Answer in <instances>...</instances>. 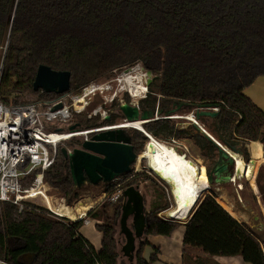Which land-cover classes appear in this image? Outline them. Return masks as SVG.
Masks as SVG:
<instances>
[{"label": "trees", "instance_id": "1", "mask_svg": "<svg viewBox=\"0 0 264 264\" xmlns=\"http://www.w3.org/2000/svg\"><path fill=\"white\" fill-rule=\"evenodd\" d=\"M136 62L155 75L139 100L141 108L163 114L177 105L217 107L214 117L200 116L198 121L222 145L236 146L246 139L253 141L246 142L251 152L257 141L264 142V111L243 92L264 75V0H0V98L6 104L29 103L25 95L53 101ZM40 64L69 71V90L62 94L33 91ZM118 105L114 101L111 109ZM116 118L111 113L103 123L112 125ZM97 120L83 116L78 124L97 125ZM144 129L160 139L190 135L208 160L207 169L216 162L218 147L193 124L180 128L173 119L162 118L144 124ZM130 137L136 154L141 153L146 137L136 129ZM78 144L76 139L66 147ZM242 158L248 160L246 154ZM140 174L128 183H137ZM44 181L67 204L85 184L91 185L89 181L79 187L74 184L60 148L44 172ZM262 181L258 187L264 206V176ZM150 182L145 235L133 264H152L158 258L156 246L148 257L143 255L150 244L146 236H169L180 224L184 260L192 259L196 251L209 257L238 255L246 263L264 264V239L225 210L216 201L218 195L216 199L212 191L204 195L185 223L165 220L158 216L169 205L165 191L153 179ZM104 186L107 190L110 183ZM31 206L18 212L14 204L0 203V259L9 264H130L119 259L117 249L120 206L111 221L102 220L98 205L88 211L89 218L99 221L95 223L101 233L98 250L79 233L81 221L57 219L44 207ZM24 253L29 255L26 261L21 259ZM194 258L203 261L197 254Z\"/></svg>", "mask_w": 264, "mask_h": 264}, {"label": "built area", "instance_id": "2", "mask_svg": "<svg viewBox=\"0 0 264 264\" xmlns=\"http://www.w3.org/2000/svg\"><path fill=\"white\" fill-rule=\"evenodd\" d=\"M102 87V84H97L93 81L84 86L77 93H65L56 100L46 102H42L37 98L25 104H6L0 98V203H12L17 207L18 212L27 208H33L31 204H34L44 207L48 214L54 218L65 219L71 222L81 221L84 225L90 224L91 218L87 215L90 210L89 207L85 209L79 208L80 217L78 219H73L70 214L78 212L77 206L67 204L62 197H60L61 200L57 204L50 202V198L45 190L44 172L55 162L60 143L73 139L82 142L88 140L90 134L93 132L114 128L117 127L118 124L88 129H83L80 126V128L77 129L61 131L58 129H51L45 122H50L54 119L66 121L70 120L74 114L82 113L90 104V96L96 91H99ZM79 94H86L85 97L87 99L85 101L86 106L82 111L76 110L73 107L74 97ZM65 98H68V104H65ZM58 102H61L62 106L53 110V105ZM39 105H42L45 110L39 111ZM209 107L211 110H218L217 107ZM195 108H193V110H195ZM98 110H93L92 114L95 116ZM193 110L191 112H193ZM91 116L92 115H88L89 118ZM42 117L45 122L42 120ZM65 136L67 137L65 138ZM168 141V143L166 142L167 144L179 149V143L174 136H170ZM145 147L146 144L141 153L137 154L138 163L141 162L140 157L144 154ZM72 149L73 147H67L69 152L72 151ZM185 149L186 148L183 147V150H179L186 155ZM205 169L207 174V166H205ZM152 171H148V174L151 176ZM138 172V169H132L129 176H122L120 180L122 181V178H125V180L131 179L132 176ZM153 172L158 175L155 171ZM29 178V183L25 184L24 181ZM117 179L113 180L111 184ZM162 186L166 198L170 202V208L160 211L158 216L165 220H172L170 216H167V213L174 207V204L171 203L173 200V191L171 186L165 181ZM125 187L126 186H123L121 182L110 186L102 195L101 200L105 199L109 202H118ZM0 264L9 263L0 259Z\"/></svg>", "mask_w": 264, "mask_h": 264}, {"label": "water", "instance_id": "3", "mask_svg": "<svg viewBox=\"0 0 264 264\" xmlns=\"http://www.w3.org/2000/svg\"><path fill=\"white\" fill-rule=\"evenodd\" d=\"M129 69L126 68L124 71ZM146 72L149 76L151 75L150 70ZM151 79L147 80L146 85L149 84ZM69 81V71H57L47 65L40 64L35 72L32 90L62 94L69 90ZM61 106L62 103L58 102L53 105L52 109L55 110ZM117 108L118 114L122 116V121H140L143 128L144 124L157 119H187L184 115L176 114L181 105L172 107L163 114L158 109L141 108L138 101L123 102ZM216 113L217 111L211 110L209 106H197L192 112L195 120L187 119L218 147L216 162L207 172V180L213 185V188L207 189L208 191L213 190L217 185L234 182L231 181L233 178L237 180L243 175V172L237 169L235 160V157L241 152L240 149L236 146L226 147L222 145L210 136L198 121L200 116L214 117ZM106 119L108 120L109 116ZM77 128H80V125L75 123L69 130ZM129 128L132 127L118 124L114 128L93 132L88 140L80 142L70 152L66 146L60 148V152L69 162L70 175L76 186L79 187L87 181L94 185L99 182L111 183L113 180L121 178L132 171L138 156L134 150L131 137L126 132ZM136 130L142 132L146 138H149L144 130ZM118 202L120 203L119 233L124 237L121 251L130 264H133L137 244L143 241L146 229L145 202L139 185L131 184L126 186ZM171 218L172 220H177L174 217ZM129 220L132 227L129 226ZM182 222L185 223L186 220Z\"/></svg>", "mask_w": 264, "mask_h": 264}, {"label": "rangeland", "instance_id": "4", "mask_svg": "<svg viewBox=\"0 0 264 264\" xmlns=\"http://www.w3.org/2000/svg\"><path fill=\"white\" fill-rule=\"evenodd\" d=\"M135 66H139L141 68V70L143 71V73H145V81L146 82L149 78H152L149 83H152L155 80V75L153 73H151V75L149 76L146 72L147 69L142 65V63L136 62V63L132 64L131 66L122 67L121 69L116 70L114 72V74L111 76L102 77L99 80L94 81L97 84H102L103 87L99 91H96L94 94H92L90 96V104L85 108V110L82 113L74 114L70 120H66V121L54 119L50 122H47V121L45 122L43 117H42V120L51 129H58L61 131H66L73 124L78 123L79 120H81L83 116L88 117V115H92L91 118L98 117V120L96 122L97 125L87 126L90 124L85 123L84 126H81L83 129L84 128L88 129V128H92V127L107 126L108 124L103 123V120H106V117H108V116L110 119V115L114 110V109H111V104L114 101H118L119 104H121L123 102H128V101H133V102L138 101L139 102V100L143 96H146L147 92L149 91V87H148L149 84H148L146 86L147 91L145 92V94L142 97L133 98L128 91L121 88L120 83L117 80L119 75L126 68H133ZM127 97H128V100H127ZM37 98H38V95H25L24 96V100H26V101H34ZM64 102H65V104H68V102H69L68 98H65ZM193 108H195V107L191 108L190 106H182L181 108H179V110L176 112V114L184 115L186 113H191ZM38 110L43 111V110H45V108L42 105H39ZM93 110H98V112L96 113L95 116L92 114ZM115 110L118 111V108ZM117 116H118V118H116V120H115V122H113V124H120L121 122H123L122 116L120 114H117ZM173 120L176 121V126L180 127V128L188 127L189 125L192 124L187 119H173ZM210 121H211V119L208 118L207 123H209ZM126 131L129 135L133 133L132 128H129ZM155 138H157V137H155ZM175 138L179 143L178 148L182 149V150H183V147L186 148L185 152H186L187 158L189 160H191L192 162H194L196 165H198V168L199 167L202 168L203 175L200 176V178L198 179V187L196 189L201 194L206 192L207 188L205 187V174H206L205 173V166H208V163H209L208 160L205 159L201 155V152L199 151L198 147L194 144V141L190 135L189 136H179V137H175ZM157 139H159L163 142H167V143L169 142L168 138L167 139L157 138ZM70 141L76 142V139L75 140L73 139ZM147 141H148V138H146L144 145L147 143ZM68 142L69 141L60 143L59 148H61L62 146H66L68 144ZM236 146L237 147L241 146V149L243 147V145H241V143L236 145ZM240 167L241 168H239V170L243 171V169L245 167V163L241 164ZM135 168L138 169V171H139L138 173H141V174L138 177H136L137 183H134L133 185H135V184L139 185L140 192L143 194L144 199H145V209L148 210L150 207V202L152 200V193H151L152 184H151L150 180L153 179V181L158 183L161 187H163L162 184H164V181L161 180L158 175H156L152 170L149 169L148 164L144 160L143 161L141 160L140 163H138V161H136L134 163L132 169H135ZM148 171H152V176L148 174ZM142 173H144L145 175ZM261 175L258 176V184H260V180L262 179ZM245 176H246V174H245ZM147 177H149L150 179ZM246 177L245 178L241 177L240 180L237 181V184H238L237 186H239V184H240L239 187H237L235 185V180H234V182L220 185L219 188H220V190H222L226 193L228 198H230V199L234 198L237 201L239 208L246 210V211L249 210V211H252L253 213H255L257 211V200L255 197V194L252 192L253 189L251 190L252 185L249 183L250 180H249V182L246 181V180H248ZM251 179H253V177ZM120 182H121V180L119 178L115 182L110 184V186L117 184V183H120ZM236 189L239 191L240 197H238ZM45 190H46V193L48 194V196L50 198L51 203L57 204L60 202L61 198L59 197L60 195L58 194V192L56 190L49 188L48 186L45 187ZM106 191H107L106 186H104L103 182H99L98 184H95V185L94 184H91V185L85 184L83 186V188L81 189L79 196L72 201L71 205L77 206V210H78L79 209L78 204H82V206H84V207H82L81 209H83L87 206L90 207V206L94 205L96 202L98 204H95L94 206L98 205L99 209L103 211V219L102 220L111 221L112 217H113V213H114L116 207L120 206V203L119 202H109L108 200H105V199L101 200L102 195ZM211 191L212 190H210L209 192H211ZM213 192H214L215 197L217 196V193H219V191H217L216 189ZM206 194H208V193H205L204 195H206ZM218 196H220V194ZM221 197H222V199L219 198V200H220L219 202H221L222 204H224L225 202L230 203L229 200H227V198L225 196L221 195ZM189 199H191V197H188V200ZM239 199H241V201ZM188 200H186V202L183 205H181L180 207H177L176 205H174V207L171 208L169 210V212L167 213V216L174 217L175 219H177V216L180 217L179 220L177 219L176 221H180L181 219H185L186 216L191 212L192 207H193L192 204H190V200L189 201ZM171 203L174 204V201L172 200ZM168 204H169L168 208H170V202L169 201H168ZM188 206H190V208L187 212H185L187 210L186 208ZM79 213H80V211L78 210V212H74V214H70V213L69 214L77 216L79 218L80 217ZM119 213H120V209H119ZM118 219H119V215L116 218V234H115L116 239H117V249H118L120 256H121L119 259H122L128 263L129 261L127 260L126 257L123 256V253L121 251V246L124 243V237L122 234L119 233ZM98 222L99 221H97V220L91 219V222L89 225L82 224L80 229H79V233L84 238H86L93 245V247L95 249L99 246L100 238H101L100 232L95 228V223H98ZM128 223H129V226L132 227L130 220L128 221ZM183 229L184 228L182 226H177L173 230V234L171 235L172 236L171 238H166V237H170V236H164V235H159L158 237L160 238L161 241L164 242L163 244L165 247V244L169 241V239H172L173 237L175 238L178 233H182ZM153 236L154 235H149V238L153 237ZM151 252H152L151 246L150 247L149 246L144 247V250H143L144 256L147 257ZM170 253L171 254L174 253V245L173 244L171 245ZM168 254H169V252H167V255ZM176 254L181 255V250L179 253L176 252ZM168 257L169 256H166L165 252H164L162 257L160 256V259H162L164 262H166V260H170V259H168ZM178 259H179V257H178ZM202 259L206 260V258H202ZM175 263H177V264H196L197 262H193L189 256H186L185 260L180 259V261H177V262L175 261ZM201 264H203V263H201Z\"/></svg>", "mask_w": 264, "mask_h": 264}, {"label": "crops", "instance_id": "5", "mask_svg": "<svg viewBox=\"0 0 264 264\" xmlns=\"http://www.w3.org/2000/svg\"><path fill=\"white\" fill-rule=\"evenodd\" d=\"M243 92L260 109H262L264 111V75L257 76L253 80V82L243 90ZM246 142H253V141L243 139V143L239 142V144L241 143V145H243V147H242V149H241V146L238 147L241 152L236 157H238V159L240 160V165L242 164V161H244V163H245V167H244V169L242 171L243 172L242 177L245 178L247 176L246 178L248 180H246V181L249 182V180H250L249 183L252 185V188L251 187L250 188H251V190L253 189L252 192L255 194V197H256V200H257V211L255 213H253L252 211H249V210L246 211V210H243V209L239 208L238 207V203H237V201L234 198H231V199L228 198L226 193L224 191L220 190V188H219L220 185H217L216 187H214L212 192L215 189L217 191H219V193H217V195L220 194V196H219L220 199H222L221 195L225 196L227 198V200H229L230 203L225 202L224 204H222L221 202H219L220 200L218 201L216 199V197H215V199L238 222L244 224L256 237H258L259 239L263 240L264 239V206H263V203L261 201V193H260L259 187H258V176L261 175V174H262L261 178L264 176V142L257 141L256 142L257 143L256 147L251 152H250V149H249V147H248ZM243 154H246V156L248 157L247 161H245L242 158ZM240 165L238 164V166H239L238 169L241 168ZM199 169H198V179H199L200 176L203 175L202 168L199 167ZM245 174H246V176H245ZM256 174H257V181H256V184H255ZM252 177H253V179H251ZM239 180L240 179L235 180V185L236 186L238 185L237 181H239ZM261 183H263L262 179L260 180V184ZM239 186H240V184H239ZM239 186H237V187H239ZM205 187H206V185H205ZM211 188H213V185H211ZM257 188H258V191H257ZM236 191H237L238 197H240L239 196V191L237 189H236ZM207 193H210V192L208 191ZM201 195L202 194L200 193L199 197L196 200V202L194 203L193 207L196 205V203L198 201H199L198 204L200 203V201L204 197V196L201 197ZM200 197H201V199H200ZM239 200L241 201V199H239ZM95 204H98V203L95 202ZM198 204L196 205V207L198 206ZM94 205H92L90 207L87 206V207H89V209H91V208L94 207ZM78 207L81 209L84 206H82V204H78ZM85 208H83V209H85ZM195 208H194V210H195ZM193 211H192V213H193ZM192 213H191V215H192ZM190 216L186 219V221L190 218ZM71 217L73 219H78V217L74 216V215H71ZM183 220L184 219H181L179 222L183 223L182 222ZM179 226H182L184 228L183 224H180ZM172 234H173V232L169 235L170 237H166V238H171ZM183 234H184V229H183L182 233H178L175 238L173 237L172 239H169V241L165 244V247H164V244H163L164 242L161 241L160 238L158 237L159 235H154L153 237H150V238H149V235L146 236L145 238L150 243L149 245H146V246H149V247L150 246L151 247L152 246H156V247H159V249H160V251L158 253V256H157L158 257L157 260H155L152 264H177V263H175V261L177 262V261H180V259L182 260V248H183L182 247V239H183ZM100 235H101V233H100ZM172 244L174 245V253L173 254L170 253ZM100 246H101V238H100L99 246L96 248V250H98L100 248ZM180 250H181V255H179V254L177 255L176 252L179 253ZM164 252H165L166 256H169L168 259H170V260H166V262H164L162 259H160V256L162 257ZM167 252H169L168 255H167ZM196 254L199 255L200 257L206 258V260L203 259V261H201V262L197 261L194 258L196 256ZM178 257H179V259H178ZM192 257L193 258L191 260L193 262H197L196 264H201V263H203V264H249V263L244 262L243 259L241 258V256H238V255L237 256H212V257H209V256H203L200 253H198L196 251H193V256Z\"/></svg>", "mask_w": 264, "mask_h": 264}, {"label": "bare ground", "instance_id": "6", "mask_svg": "<svg viewBox=\"0 0 264 264\" xmlns=\"http://www.w3.org/2000/svg\"><path fill=\"white\" fill-rule=\"evenodd\" d=\"M117 80L121 88L128 91L133 98L142 97L147 91L145 73H143L139 66L123 71ZM86 94H79L74 97L73 107L76 110L82 111L85 108V101L87 100L85 97ZM184 116L187 119L195 120L192 112L186 113ZM120 124L125 127L144 130L140 121H123ZM146 133L149 138L146 143L145 152L141 156V160L146 161L148 167L155 171L162 180L171 186L174 205L180 207L188 200V197H191L189 200L190 204L193 206L199 197V192L196 189L198 187V165L189 160L179 149H176L166 142L160 141L148 132ZM66 137L67 136H65V138ZM235 160L238 169L240 160L238 157H235ZM234 180H236V178H233L231 181ZM205 185H212L207 180V174H205ZM189 208L190 206L184 211L187 212ZM179 218L180 217L177 216V219Z\"/></svg>", "mask_w": 264, "mask_h": 264}, {"label": "flooded vegetation", "instance_id": "7", "mask_svg": "<svg viewBox=\"0 0 264 264\" xmlns=\"http://www.w3.org/2000/svg\"><path fill=\"white\" fill-rule=\"evenodd\" d=\"M117 112V110H113V112L112 113H114V114H118V112ZM123 180L121 181V184L123 185V186H128V185H130L128 182L131 180V179H128V180H125V178H122ZM128 183V184H127ZM105 184H107V183H105ZM111 184V183H110ZM109 188H107V190H108ZM29 257V255L27 254V253H24L22 256H21V259L22 260H24V261H26L27 260V258Z\"/></svg>", "mask_w": 264, "mask_h": 264}]
</instances>
